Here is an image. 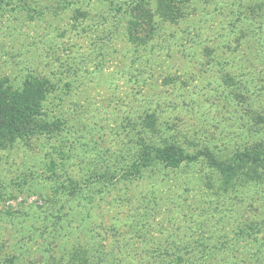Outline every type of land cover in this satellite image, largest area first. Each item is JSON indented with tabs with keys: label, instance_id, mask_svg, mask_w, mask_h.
Instances as JSON below:
<instances>
[{
	"label": "rangeland",
	"instance_id": "obj_1",
	"mask_svg": "<svg viewBox=\"0 0 264 264\" xmlns=\"http://www.w3.org/2000/svg\"><path fill=\"white\" fill-rule=\"evenodd\" d=\"M145 2L163 23L136 45L131 0H0V78L48 81L55 125L0 151V264H264V163L233 179L202 157L101 179L143 145L264 156V0Z\"/></svg>",
	"mask_w": 264,
	"mask_h": 264
},
{
	"label": "trees",
	"instance_id": "obj_2",
	"mask_svg": "<svg viewBox=\"0 0 264 264\" xmlns=\"http://www.w3.org/2000/svg\"><path fill=\"white\" fill-rule=\"evenodd\" d=\"M111 4L117 8L112 10L122 13L123 7L116 6L114 1ZM145 4V0H131V3L126 4L127 8L122 14L127 22L129 39L136 45L149 43L160 23H163V20L154 21V15L146 11ZM119 22L117 19L118 25ZM50 88L51 84L48 81L35 76L24 79L19 88H15L9 79L0 78V151L13 148L19 142H29L36 136L54 131V122H51L45 111V102L51 93ZM253 150L239 151L225 162L220 161L207 149L190 154L176 144L163 147L143 145L137 160L128 169L120 174H105L101 179L113 186L122 181L140 179L144 169L156 164L178 168L184 164L197 162L201 157L208 159L213 169L233 179L239 171L246 175L247 170L264 163L263 149ZM73 189V195L76 196L80 189H77V186ZM174 240L176 250L182 251V242ZM169 255L170 257L163 263L172 259L167 264H208L209 259L212 258V256L195 257L182 253Z\"/></svg>",
	"mask_w": 264,
	"mask_h": 264
}]
</instances>
